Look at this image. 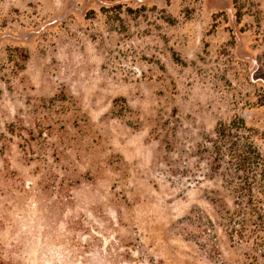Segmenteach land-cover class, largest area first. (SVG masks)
I'll return each mask as SVG.
<instances>
[{
	"label": "rangeland",
	"instance_id": "rangeland-1",
	"mask_svg": "<svg viewBox=\"0 0 264 264\" xmlns=\"http://www.w3.org/2000/svg\"><path fill=\"white\" fill-rule=\"evenodd\" d=\"M233 1L0 0V264H255L197 153L238 115L264 154V0Z\"/></svg>",
	"mask_w": 264,
	"mask_h": 264
},
{
	"label": "trees",
	"instance_id": "trees-1",
	"mask_svg": "<svg viewBox=\"0 0 264 264\" xmlns=\"http://www.w3.org/2000/svg\"><path fill=\"white\" fill-rule=\"evenodd\" d=\"M109 1V0H105ZM234 18L240 24L246 14L242 0H234ZM167 22L176 20L168 17ZM24 62L25 48L15 49ZM259 132L238 115L218 121L214 135H207L197 153L209 166L210 178L220 177L233 195L232 209L218 211L227 225L231 242L244 243L252 251L255 264H264V154L255 138Z\"/></svg>",
	"mask_w": 264,
	"mask_h": 264
}]
</instances>
